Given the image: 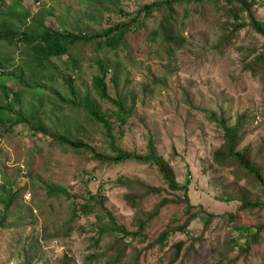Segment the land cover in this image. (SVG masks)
<instances>
[{"label":"rangeland","instance_id":"obj_1","mask_svg":"<svg viewBox=\"0 0 264 264\" xmlns=\"http://www.w3.org/2000/svg\"><path fill=\"white\" fill-rule=\"evenodd\" d=\"M163 1L0 0V33H17L11 42L0 41L4 72L11 73L0 75V85L11 89L9 102L20 94L15 110L49 134L80 139L110 154L112 139L91 115L92 106L111 124L123 151L144 156L152 144L177 182L188 187L192 213L199 216L180 232L188 220L185 205L169 204L140 235L126 237L112 227L136 233L139 211L150 213L164 198L176 200L184 193L172 191L157 166L133 160L104 164L26 122L8 123L0 126V219L5 217L0 264H264V210L241 209L244 201L264 203V192L214 156L226 142L218 122L230 127L240 122V149L252 148L264 177V36L247 26L226 39L225 27H232L222 3L184 2L174 4L171 13L183 42L167 44L152 33L168 11L145 9ZM256 1L253 11L264 24V0ZM115 25L129 26L116 49L106 47L104 38L78 42L42 68L32 45L22 40L47 28L96 35ZM102 67L109 96L127 109L125 122L118 106L103 100L95 87ZM5 96L0 89V104ZM9 116L14 123L15 114ZM120 179L164 192L134 209L127 201L133 190ZM49 185L72 197L50 196ZM9 189L16 199L6 208ZM85 203L97 207L95 213L74 217ZM166 230L171 235L161 246L157 239ZM179 243V259L172 263V248Z\"/></svg>","mask_w":264,"mask_h":264},{"label":"trees","instance_id":"obj_2","mask_svg":"<svg viewBox=\"0 0 264 264\" xmlns=\"http://www.w3.org/2000/svg\"><path fill=\"white\" fill-rule=\"evenodd\" d=\"M16 1H27V0H16ZM202 3V2H214L223 4V12L224 16L227 18L226 24L231 26L232 28L226 26L225 29L229 30V34H225V38L229 39L231 36L236 34L239 30L250 26L253 30L258 32L259 34L264 36V24L259 21L256 18V14L253 11V8L257 5L256 0H167L163 1L161 3H157L152 6H147L145 9H147L148 14H151L154 10H159L161 8H164L168 11L165 20L162 21L159 25V27L153 31L152 35L153 38L161 36L165 39V42L167 44H171L172 42L176 45H180L183 42V38L178 36L175 31L173 30V17L172 12H174V4L176 3ZM246 18V19H245ZM234 19L235 22H231V20ZM128 25H115L113 27H110L108 29H105L103 32L98 33L96 35H88V34H75L71 32H61V31H54L49 28L42 33L38 35H24L22 38L23 41H26L32 47H30V50L35 54L34 60L36 61L37 68H42L44 63L50 62L52 58H60L63 56L68 55L69 48L73 46L74 44L78 42H92L93 40H99V39H105L104 42L105 46L110 49H116L119 44L123 41L126 29L128 28ZM17 37V33L13 30L0 33V41L1 40H8L12 41ZM100 45H102L100 43ZM172 48L170 52H172ZM260 61L264 62V57H261ZM256 65V64H255ZM264 66V64H261ZM4 64L2 60L0 59V75L3 76H11V73H5L4 70ZM255 70V67L254 69ZM106 69L102 67V76L97 77L95 79V87L97 91L100 93V96L103 100H107L116 106H118V117L122 122H125L124 115L127 114V109L125 108L124 103H122L119 100H115L112 97L109 96L107 92V86L105 83V76H106ZM68 82V81H66ZM0 89H2L5 96V103L0 104V126H5L9 123L11 126H15L21 122H26L30 125V127L37 131L41 132L43 134L50 135L53 137V140L60 142L62 144H67L73 149H84L86 151H89L93 154V158L101 163L104 164H121L128 161H137L144 164H151L154 166H157L160 173L163 175L164 179L167 182L168 187L172 191H180L183 192L182 197H178L176 200H170L167 198H164L161 202H159L154 210L150 213H143L139 211V215L141 216L139 219V230L136 233H130L127 231V229L124 226H118L115 224L113 228L114 231H120L124 234V236H138L140 235L147 224L156 219L160 214L163 208L168 206L169 204H184L186 208V214L188 216V220L186 221L185 225L181 228H179L180 232H187L188 227L190 223L199 216L200 212L192 213L193 209L195 208L188 197L189 189L187 186L180 185L176 180V175L173 171V169L167 164L162 157L158 156L154 150V146L152 144L149 145V153L147 155L141 156V155H131L130 153H127L120 149L116 145V139L113 135V129L111 124L105 119L104 116L100 115L97 108L90 107V113L91 115L102 122L107 130L108 136L112 139L110 143V154H104L97 152L96 149L82 141L77 140L73 141L65 136L57 133V134H49L48 130L44 125H38L34 126L32 121H29L27 118H25L22 114L20 109L17 111L15 110V106L17 104H20V94L14 93L13 98L10 100L7 98H10L11 89L5 84L0 85ZM11 114H15V122L12 123L10 116ZM212 120L217 121L216 114L212 115ZM218 122V121H217ZM219 126L224 131V136L226 142L224 143L222 149L217 151L215 153V160L219 162L222 165H226L228 167L236 168L235 175L239 177H244L248 179V181L251 183V185L254 188H258L262 192H264V177L262 175V172L260 168L258 167V163L253 156V150L250 147H245L244 149H240L241 143H242V136L243 133V127L240 125V122H238L235 126H227L224 121L218 122ZM1 135V132H0ZM119 183L122 186L129 187L132 189V193L127 196L128 203L134 208V209H140L142 206L143 200L150 196H162L164 190L161 187H152L150 185H146L142 183L141 181H135L132 179H120ZM48 193L50 196H58V195H65L68 198H71L72 196L68 193L67 189L63 187H57L55 185H49L48 186ZM9 198L4 200V203L6 204V208H9L11 204L16 199V193L12 191V189L8 190ZM93 201H95L96 205H103L100 203L96 197H91ZM101 202H103L101 200ZM260 209L264 210V203L256 201L254 203H251L249 201H244L241 209ZM97 207H95L92 203H85L83 205H79V208L76 207L74 210V217L78 216L79 213L83 215H91L95 213V210ZM213 217V215H210ZM109 219L113 223H115L114 218L112 217V214H109ZM211 221V217L208 220V222ZM5 222V217L0 219V228L3 227ZM207 222V224H208ZM171 235L170 230H166L161 233L160 237L157 239V243L161 246H164L166 242L169 239V236ZM183 243H179L175 245L172 248V263H175L178 261L180 256V251L182 249ZM121 259V255H118L116 257V261ZM67 264V263H65Z\"/></svg>","mask_w":264,"mask_h":264}]
</instances>
